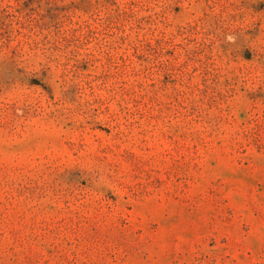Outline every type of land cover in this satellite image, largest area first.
Instances as JSON below:
<instances>
[{"label": "rangeland", "instance_id": "rangeland-1", "mask_svg": "<svg viewBox=\"0 0 264 264\" xmlns=\"http://www.w3.org/2000/svg\"><path fill=\"white\" fill-rule=\"evenodd\" d=\"M0 264H264V0H0Z\"/></svg>", "mask_w": 264, "mask_h": 264}]
</instances>
